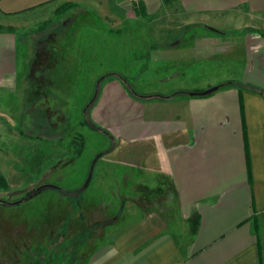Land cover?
Listing matches in <instances>:
<instances>
[{
	"label": "crops",
	"instance_id": "1",
	"mask_svg": "<svg viewBox=\"0 0 264 264\" xmlns=\"http://www.w3.org/2000/svg\"><path fill=\"white\" fill-rule=\"evenodd\" d=\"M145 2L140 0L139 11L148 15ZM76 3L0 0V15ZM167 3L180 16H140L152 35L147 54L157 72L166 71L159 81L184 72L179 60L234 62L240 76L221 74L173 91L135 95L114 76L98 79L86 113L111 142L97 160L122 172L116 180L124 186L128 171L139 175L140 185L143 174L161 177L172 203L164 215L141 214L114 233L87 264H264V0H157L155 8ZM117 14L114 25H120ZM216 16L230 17L236 27L214 29ZM56 36L47 34L42 50L49 46L51 52ZM4 59L0 55V83H8L12 73ZM50 65L42 58V70ZM47 82L42 76V84ZM213 84L209 93L188 94Z\"/></svg>",
	"mask_w": 264,
	"mask_h": 264
},
{
	"label": "rangeland",
	"instance_id": "2",
	"mask_svg": "<svg viewBox=\"0 0 264 264\" xmlns=\"http://www.w3.org/2000/svg\"><path fill=\"white\" fill-rule=\"evenodd\" d=\"M75 1L67 8L0 15V55L12 66L8 83H0V199L17 200L42 184L60 189L44 188L18 204H0V264H70L67 258L76 243L77 264H87L106 240L141 214L164 215L171 207L166 180L143 174L140 185L139 175L128 171L124 186L116 180L122 179V172L108 170L97 160L111 142L87 125L93 123L87 103L99 78L120 76L135 95L165 92L221 74L240 76L234 62L179 60L184 72L161 82L166 71L157 72L156 60L147 54L153 42L150 26L140 21L147 15L140 14V0ZM156 3L146 0L152 12L146 17L180 16L171 4L155 8ZM118 12L120 25H114L111 18ZM222 17L213 19L214 29L228 32L236 27L230 17ZM50 32L57 33L51 52L49 46L42 50V39ZM42 58L50 67L42 70ZM42 76L50 82L42 84ZM89 175L86 188L75 198ZM100 177L109 179L98 184ZM12 253L18 261H9Z\"/></svg>",
	"mask_w": 264,
	"mask_h": 264
},
{
	"label": "water",
	"instance_id": "3",
	"mask_svg": "<svg viewBox=\"0 0 264 264\" xmlns=\"http://www.w3.org/2000/svg\"><path fill=\"white\" fill-rule=\"evenodd\" d=\"M215 88H216V85H212V86H209V87H207V88H205V89H203V90H200V91H197V92H189L188 94H189V95H192V94L202 95V94H206V93L211 92V91L214 90ZM95 92H96V88H95V91L93 92L91 98L94 97ZM48 187H50L49 184H42V185H39V186H37V187H36V188H35L30 194H27V195H25V196H23V197H21V198H19V199H17V200L9 201V200H7V199H0V204H1V205H15V204H18V203L22 202L23 200L29 198L31 195L35 194L36 192H38V191H40V190H42V189H44V188H48ZM79 190H80V188H79L77 191H79Z\"/></svg>",
	"mask_w": 264,
	"mask_h": 264
},
{
	"label": "flooded vegetation",
	"instance_id": "4",
	"mask_svg": "<svg viewBox=\"0 0 264 264\" xmlns=\"http://www.w3.org/2000/svg\"><path fill=\"white\" fill-rule=\"evenodd\" d=\"M77 202H78V200H77ZM77 206V205H76ZM73 209V208H72ZM74 210H77V209H74ZM78 212V211H77ZM77 217H79V214H78V216ZM84 227V226H83ZM83 227L80 229V232H81V234H82V229H83ZM91 227V226H90ZM89 227V233H91V228ZM89 233L87 234V237H88V235H89ZM79 235V234H78ZM81 236V235H80ZM86 237V238H87ZM84 239V238H83ZM83 241V240H82ZM83 243V242H82ZM78 244L79 243H76V246H75V248L73 249V251H72V257H68L67 259H69L71 262H70V264H77V262H78V260H79V258H80V256L77 254V256L75 255V251H76V249L78 248ZM16 247H18V246H16ZM82 256V255H81ZM46 257V256H45ZM44 257V258H45ZM19 260V258L14 254V253H12L10 256H9V261H13V262H15V261H18Z\"/></svg>",
	"mask_w": 264,
	"mask_h": 264
},
{
	"label": "trees",
	"instance_id": "5",
	"mask_svg": "<svg viewBox=\"0 0 264 264\" xmlns=\"http://www.w3.org/2000/svg\"><path fill=\"white\" fill-rule=\"evenodd\" d=\"M162 1H163V2H167L168 0H162ZM6 28L8 29V27H6ZM0 30H2V27H1V26H0ZM117 78H119V80H121L122 82H124L122 77L117 76ZM92 99H93V98H90L89 102L87 103L88 105H89V103L92 101ZM87 125H88L89 127H91L92 129H95V130H98V131H102L99 127H97V126L94 125L93 123H87ZM48 188L59 189V188H57V187H55V186H52V185H50V187H48ZM59 190H60V189H59ZM31 192H32V191H31Z\"/></svg>",
	"mask_w": 264,
	"mask_h": 264
}]
</instances>
